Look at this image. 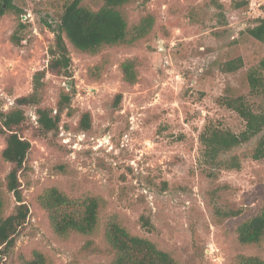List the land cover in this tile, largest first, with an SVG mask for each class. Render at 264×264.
Masks as SVG:
<instances>
[{"label":"rangeland","instance_id":"374dc122","mask_svg":"<svg viewBox=\"0 0 264 264\" xmlns=\"http://www.w3.org/2000/svg\"><path fill=\"white\" fill-rule=\"evenodd\" d=\"M235 1L249 3L237 8ZM70 2L13 0L0 10V108L8 111L31 93L39 70H45L41 106L55 114L59 97L72 96V112H63L55 138L34 135L36 106H24V136L33 147L21 180L31 215L6 264H23L36 250L46 264H110L105 231L113 221L152 240L177 264H234L239 254L264 260V235L259 243L243 244L236 232L264 206V158L251 157L255 139L233 152L239 169L213 165L201 140L208 125L245 129L223 97L243 96L255 111L264 107V95L248 83L249 71L264 58V42L247 31L264 17V0H131L119 7L130 42L95 53L68 44L72 62L64 76L49 70V48ZM82 4L98 10L104 1ZM239 57L241 66L228 70ZM128 59L136 64L135 83L124 80L121 63ZM118 93L123 96L115 107ZM84 111L92 114V131L77 129ZM4 147L0 134L3 183L10 170ZM53 187L98 199L92 233L53 230L39 203ZM1 189L8 215L16 201L4 184ZM142 215L151 230L142 226Z\"/></svg>","mask_w":264,"mask_h":264},{"label":"trees","instance_id":"16d2710c","mask_svg":"<svg viewBox=\"0 0 264 264\" xmlns=\"http://www.w3.org/2000/svg\"><path fill=\"white\" fill-rule=\"evenodd\" d=\"M104 5L92 10L82 4L83 0H71L61 16L59 28L55 31L54 43L49 48L50 59L48 68L57 75L70 76L72 62L68 44L83 52L95 53L102 46L129 43L128 22L119 9L131 0H103ZM0 10L4 6H13V0H0ZM249 1H235L239 8ZM219 7L220 3H216ZM147 21H143L145 25ZM145 28V27H143ZM248 33L264 42V17L247 29ZM242 64V58L227 63L228 70H236ZM124 80L135 83L138 71L134 60L128 59L121 63ZM45 70L35 73L33 91L16 98V106L8 111L0 108V134L5 137L2 157L9 162L10 170L5 183L0 180V264H6L4 258L16 246L17 238L26 227L31 206L23 196L21 176L28 169L29 155L33 144L24 136L29 128L24 106L35 105L37 126H33L34 135L42 138H55L59 133L62 114L65 110L72 112V96L63 93L57 102V112L41 106ZM248 83L254 94L264 95V58L248 73ZM122 93L116 94L113 106L117 107ZM225 105L232 108L245 121V129L235 133L229 129L208 125L201 135L205 145V155L217 167L241 168V161L236 151L243 144L255 139V147L251 157L255 160L264 158V107L255 111L243 96L222 98ZM77 129L87 132L93 130V119L90 111L81 113ZM227 159H224V157ZM13 194L16 205L11 213L4 215L5 199L2 185ZM40 205L47 211L53 230L59 234L78 231L90 234L98 222L99 201L89 194L71 197L56 187L45 190L39 196ZM237 212H230L236 215ZM142 226L147 230L153 228L148 216H141ZM240 243H259L264 235V206L259 214L242 222L236 229ZM108 242L107 252L112 255L110 264H177L173 256L159 248L152 240L130 233L118 222H110L105 231ZM99 251H103L99 249ZM23 264H46L45 255L36 250L33 259H22ZM234 264H264L259 256L239 254Z\"/></svg>","mask_w":264,"mask_h":264}]
</instances>
